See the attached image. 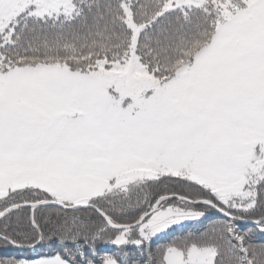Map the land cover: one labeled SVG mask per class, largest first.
<instances>
[{"label": "snow or ice", "instance_id": "6c2138e0", "mask_svg": "<svg viewBox=\"0 0 264 264\" xmlns=\"http://www.w3.org/2000/svg\"><path fill=\"white\" fill-rule=\"evenodd\" d=\"M0 264H264V0H0Z\"/></svg>", "mask_w": 264, "mask_h": 264}, {"label": "trees", "instance_id": "16d2710c", "mask_svg": "<svg viewBox=\"0 0 264 264\" xmlns=\"http://www.w3.org/2000/svg\"><path fill=\"white\" fill-rule=\"evenodd\" d=\"M112 251H114V249H111Z\"/></svg>", "mask_w": 264, "mask_h": 264}]
</instances>
